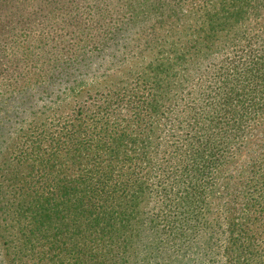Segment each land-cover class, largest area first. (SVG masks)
I'll return each mask as SVG.
<instances>
[{"label":"trees","instance_id":"obj_1","mask_svg":"<svg viewBox=\"0 0 264 264\" xmlns=\"http://www.w3.org/2000/svg\"><path fill=\"white\" fill-rule=\"evenodd\" d=\"M0 264H264V0H0Z\"/></svg>","mask_w":264,"mask_h":264}]
</instances>
